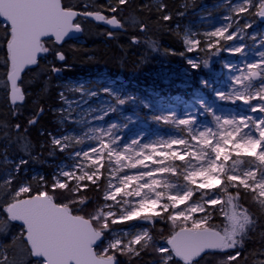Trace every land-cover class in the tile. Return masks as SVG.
Returning a JSON list of instances; mask_svg holds the SVG:
<instances>
[{"label": "snow or ice", "instance_id": "6c2138e0", "mask_svg": "<svg viewBox=\"0 0 264 264\" xmlns=\"http://www.w3.org/2000/svg\"><path fill=\"white\" fill-rule=\"evenodd\" d=\"M225 8L218 26L193 31L172 28L185 13L174 17L165 0H0V90L8 105L0 119V264H140L144 257V264H264V36L248 32L264 21V0H225ZM149 20L182 43L189 70L209 68L222 52L240 57L222 63L223 81L200 80L214 100L194 93L181 111L153 110L105 87L115 105L77 119L72 113L87 101L60 91L64 106L52 109L59 124L82 131L41 130L47 156L37 152L30 130L46 111L40 101L50 81L67 67L58 64L68 41L79 42L85 23L109 26L102 34L114 38L129 27L147 33ZM144 43L160 51L158 40ZM36 83L43 87L25 115ZM68 90L98 95L83 85ZM129 102L148 109L156 128L130 127L134 116L105 122ZM221 102L234 107L225 111Z\"/></svg>", "mask_w": 264, "mask_h": 264}, {"label": "rangeland", "instance_id": "374dc122", "mask_svg": "<svg viewBox=\"0 0 264 264\" xmlns=\"http://www.w3.org/2000/svg\"><path fill=\"white\" fill-rule=\"evenodd\" d=\"M194 1V0H192ZM192 13H187L181 16L176 24H180L181 29L185 27H190L193 31L204 30L209 27L218 26L222 22V18L226 15L225 0H214L211 4L201 5L199 7L192 6ZM194 7V8H193ZM203 18V19H202ZM175 24V26H176ZM249 33H256L257 40H260L264 36V21L256 20L251 29H248ZM249 48L254 46V41L249 39L247 36L244 41ZM231 43V42H229ZM256 51H260L259 47H256ZM203 56L204 53H193L190 56ZM255 58V57H254ZM240 59L238 55L233 56L228 53H220L218 57H212L209 68H203L199 70H189L188 65L185 61V65L176 68L175 72L170 71V68L166 66L165 63L160 62L157 74L151 76L152 82H145L144 80L137 81H127L123 77H111L107 72L100 70L89 71L86 75L74 77L71 79L60 80L61 90L64 91L65 95L69 100L83 101L86 100L87 103H82V108L77 109L72 113L73 118H79L78 113L86 111L89 108H100L107 107L109 104L115 105V99L102 91L103 88L109 87L113 92L118 93L121 98H127L129 94H134L141 100L152 105V109L155 110L157 106L164 108H173L177 111L184 109L186 105H190L193 100V94L203 95L207 100L212 101L214 97L212 93L206 89L202 88L200 85L201 79L210 80H220L225 79L224 73L227 71L222 68V63L224 61L237 62ZM165 64V65H164ZM163 65V66H162ZM187 73V74H186ZM84 86L85 92H96L97 96H81L80 92L69 91L68 89ZM219 86V85H214ZM59 91V92H60ZM60 105L56 109L62 107ZM225 111L231 110L234 106L223 104ZM75 107V105H73ZM121 112L111 113L105 117V122L115 121L117 123L123 122L124 117L134 116L139 117V120L130 127L139 129L141 126L155 129L156 125L148 121L150 114L143 112V105L139 102L136 105H132L130 102L123 106H120ZM146 109V108H144ZM149 112L148 109H146ZM56 114V121L59 125L57 133L54 135H61L64 131L69 133L81 132L82 129L75 123H65L64 125L59 124V117ZM91 120V117H88ZM92 123H99L97 121H92ZM37 171H40L36 168Z\"/></svg>", "mask_w": 264, "mask_h": 264}, {"label": "trees", "instance_id": "16d2710c", "mask_svg": "<svg viewBox=\"0 0 264 264\" xmlns=\"http://www.w3.org/2000/svg\"><path fill=\"white\" fill-rule=\"evenodd\" d=\"M214 0H187L188 7L185 8L184 4L186 0H165L168 4V10L174 15L179 11H183L185 14L192 13L194 7H199L201 5H209ZM192 6H194L192 10ZM128 12H131V9H128ZM180 17H176L172 28L175 29L176 21ZM149 24V31L147 33H140L137 28H133L131 31L138 33L141 38L137 37L141 43L139 45L133 44L129 40H105L102 35L98 34L99 29L93 28L85 34V37L88 39V42L81 46L80 49H77L72 52H67L68 61L74 64L73 69H69L68 75L73 73H80L90 69H105L111 75L123 74L125 78L131 80L141 79L145 82H152L151 76L157 74L159 63L163 62L167 67L170 68V71L175 72L176 68L182 67L185 65L184 59L179 55L180 52L184 51L182 43L176 38V36L168 31L161 30L157 31V25L154 20L147 21ZM151 37L152 39L159 41L160 51H152L144 43V41ZM130 36H128V39ZM164 49H172L177 54L176 55H165ZM193 53H189L191 55ZM2 57V54H0ZM164 64V65H165ZM163 66V65H162ZM76 68V70H75ZM3 69L0 68V75H2ZM74 74V75H75ZM138 76V77H136ZM2 83V81H0ZM58 80L53 76L52 80L49 83L47 93L44 95L43 99L40 101L45 107L46 111L43 116L40 117L39 122L30 130L29 139L36 145V151H43L44 156H47V148L41 150L39 145L46 142V137L40 136L41 130H47L54 133H57L59 125L56 121V114L52 109L59 107L62 102L59 100V86L57 85ZM43 87L42 83H36L29 92L32 94L29 96L27 103L25 105L26 111L25 115H29L30 111L36 107L33 103V100L36 98V95L40 93V89ZM150 114L146 109L143 108V112ZM8 105L6 103L5 95L2 90H0V119H7L8 116ZM147 115V114H144ZM64 157L62 155L57 157L59 162ZM39 170L45 172H50V168L41 169L40 165L32 166ZM215 222L219 223V220ZM131 223H137L133 221ZM157 227H160L159 225ZM249 250L256 245H249ZM148 257H144V260H147ZM144 260L140 264H144Z\"/></svg>", "mask_w": 264, "mask_h": 264}, {"label": "flooded vegetation", "instance_id": "af4514ba", "mask_svg": "<svg viewBox=\"0 0 264 264\" xmlns=\"http://www.w3.org/2000/svg\"><path fill=\"white\" fill-rule=\"evenodd\" d=\"M129 12L128 10L125 11V15H127ZM84 28H85V33L83 35L80 36V39H79V42L77 41H74V40H70L68 41V43L64 46L65 48V53H66V61L65 62H61L60 64H58V66H62L64 64L67 65V67L65 68V70L60 74L59 77H56L55 76V79L58 80V83L57 85L59 86V91L61 90V86L59 85L60 84V80L62 79H71V78H74V77H79V76H83V75H86L87 73H89V71H93V70H100V71H105L107 72L111 77H114V78H117V77H124L123 74H118V75H111L107 70L105 69H100V68H96V69H88L86 71H82L80 73H73L72 75H68L70 72L69 69H73L74 68V64L73 63H70L68 61V55H67V52H72V51H75L77 49H80L81 46L85 45L87 42H88V39L85 37V34L90 30V33H91V30L93 28H98L99 31H98V34L99 35H102L104 37L105 40H116L118 39L121 40H129L132 42V37L133 36H137L135 34H138V33H134L133 31H131L133 29V27H129L127 29V31H115V35H114V38H110L108 37L107 35H103L102 33L106 32L107 30H109V26H106L104 24H99V23H85L84 24ZM128 36H130V38L128 39ZM139 38H141L139 35L137 36ZM135 45H139V44H135ZM75 74V75H74ZM138 77V76H136ZM127 81H130L129 79L125 78ZM132 82L134 81H137V82H140L142 81L141 79H135V80H131Z\"/></svg>", "mask_w": 264, "mask_h": 264}, {"label": "bare ground", "instance_id": "6f19581e", "mask_svg": "<svg viewBox=\"0 0 264 264\" xmlns=\"http://www.w3.org/2000/svg\"><path fill=\"white\" fill-rule=\"evenodd\" d=\"M75 70H76V68H75Z\"/></svg>", "mask_w": 264, "mask_h": 264}]
</instances>
